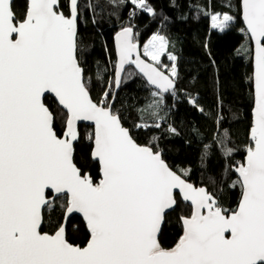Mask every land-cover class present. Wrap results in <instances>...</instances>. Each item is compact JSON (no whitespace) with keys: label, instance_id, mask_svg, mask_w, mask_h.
<instances>
[{"label":"snow or ice","instance_id":"obj_1","mask_svg":"<svg viewBox=\"0 0 264 264\" xmlns=\"http://www.w3.org/2000/svg\"><path fill=\"white\" fill-rule=\"evenodd\" d=\"M113 3L131 11L115 35L114 79L94 100L80 61V0H27L23 13L13 0H0V264H264V0H242L254 42L255 108L252 144L234 168L231 187L241 189L235 209L224 207L218 187L227 186L224 177H209L215 191L195 186L189 170L166 162L156 137L140 143L124 126L112 88L121 85L126 67L134 66L154 89L141 112L159 119L164 94L175 92L177 57L159 32L141 49L136 21L157 17L149 0ZM211 19L224 31L234 17L225 12ZM164 54L171 71L160 63ZM82 121L94 124L83 163L75 155ZM169 133L179 135L172 126ZM218 141L216 151L230 157L226 134ZM210 148L205 146L202 162ZM89 162L97 166L96 177L84 170ZM182 202L190 213L177 217L182 234L166 247L162 225ZM76 214L83 246L69 239ZM50 217L56 221L51 233L43 231Z\"/></svg>","mask_w":264,"mask_h":264},{"label":"trees","instance_id":"obj_2","mask_svg":"<svg viewBox=\"0 0 264 264\" xmlns=\"http://www.w3.org/2000/svg\"><path fill=\"white\" fill-rule=\"evenodd\" d=\"M157 11L155 19L147 15L136 21L137 40L143 45L153 34L159 32L170 42L168 51L177 57L178 76L176 89L164 96L159 119L142 109L153 100L154 89L134 66L126 69L124 80L116 93L115 110L124 118V126L133 131L140 143H152L153 137L164 149L166 162L174 169L189 170V181L196 186L207 185L209 177L219 180L224 177V207L235 209L240 198V186L231 187L237 176L234 166L244 162L247 147L252 144L250 129L253 123V45L242 19V0H149ZM81 18L78 25L80 61L85 69L93 99H99L106 82H112L116 60L115 35L122 24L127 23L130 8L116 6L113 0H80ZM176 3L177 7H171ZM14 8L23 13L27 0H15ZM229 13L234 19L224 31L213 28L214 13ZM167 17V19H163ZM95 21V23H93ZM163 69V68H162ZM165 70V69H163ZM100 74L101 79L97 78ZM131 74V75H129ZM195 99L197 105L191 101ZM54 104L52 97H47ZM200 109H203L201 112ZM138 117L140 118L138 120ZM142 122L144 129L133 128ZM160 123V128L148 125ZM169 126L179 133L172 136ZM61 124L57 118V129ZM94 131L91 126L81 125V140L75 145L76 159L83 163L92 150L88 136ZM229 141L232 154L222 157L216 151L218 137ZM217 144H213V141ZM211 146L208 157L202 162L205 146ZM96 177L97 166L89 162L84 169ZM190 213V206L181 203L169 213L163 226L161 240L164 246L172 245L182 234L177 217ZM55 219L48 218L43 231L51 233ZM82 218L75 216L69 228L70 242L83 246L86 241L76 229Z\"/></svg>","mask_w":264,"mask_h":264},{"label":"water","instance_id":"obj_3","mask_svg":"<svg viewBox=\"0 0 264 264\" xmlns=\"http://www.w3.org/2000/svg\"><path fill=\"white\" fill-rule=\"evenodd\" d=\"M14 2H15V0H13V4H14ZM241 5H242V2H241ZM242 19H243V12H242ZM244 22V21H243ZM244 26H245V28H246V25L244 24ZM249 34V33H248ZM249 37H250V34H249ZM251 39V38H250ZM114 41H115V38H114ZM251 42H252V45H253V92H254V106H253V110H252V117L254 118V116H253V114H254V108H255V81H254V71H255V60H254V55H255V52H254V42L251 40ZM141 49H142V45H141ZM145 59H147V58H145ZM149 62H151V61H149ZM131 65H129V66H127L126 67V69L128 68V67H130ZM163 70V69H162ZM126 71V70H125ZM122 84V83H121ZM120 87H121V85L117 88L116 87V93H117V91L120 89ZM152 87V86H151ZM175 89H176V81H175ZM116 93H115V97H116ZM169 93H171V91L169 92ZM169 93H166V94H164V96H166V95H168ZM47 97H52L51 95H49V96H47ZM53 98V97H52ZM54 99V98H53ZM81 125H86V126H91V127H93L94 128V124L92 123V122H90V121H82V122H79L78 123V125H77V127H78V129H79V132H80V126ZM246 156H247V154H246ZM246 156H245V159H244V161L246 160ZM234 168H235V166H234ZM234 168H233V171H234ZM236 174V173H235ZM236 176H237V174H236ZM190 182V181H189ZM191 183V182H190ZM196 186V185H195ZM183 203H185L186 205H188L187 204V202H183ZM190 206V205H189ZM75 216H79L80 218H82L79 214H76ZM163 226H164V224L162 225V230H163Z\"/></svg>","mask_w":264,"mask_h":264},{"label":"rangeland","instance_id":"obj_4","mask_svg":"<svg viewBox=\"0 0 264 264\" xmlns=\"http://www.w3.org/2000/svg\"><path fill=\"white\" fill-rule=\"evenodd\" d=\"M212 23H214L213 20H212ZM149 39H151V37H150ZM149 39H148V40H149ZM148 40H147L145 43H147ZM142 46H143V45H142ZM160 63H161L162 66H168V70L171 71L170 65H171L172 61H170V60L168 59L167 54H164V55L161 56V61H160ZM162 68H163V67H162ZM163 69H164V68H163ZM175 71H176V70H175Z\"/></svg>","mask_w":264,"mask_h":264}]
</instances>
